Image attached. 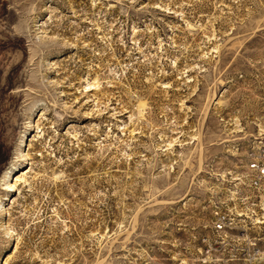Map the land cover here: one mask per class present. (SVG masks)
I'll list each match as a JSON object with an SVG mask.
<instances>
[{
	"label": "rangeland",
	"instance_id": "rangeland-1",
	"mask_svg": "<svg viewBox=\"0 0 264 264\" xmlns=\"http://www.w3.org/2000/svg\"><path fill=\"white\" fill-rule=\"evenodd\" d=\"M260 142L264 0H0V264H264Z\"/></svg>",
	"mask_w": 264,
	"mask_h": 264
},
{
	"label": "built area",
	"instance_id": "built-area-1",
	"mask_svg": "<svg viewBox=\"0 0 264 264\" xmlns=\"http://www.w3.org/2000/svg\"><path fill=\"white\" fill-rule=\"evenodd\" d=\"M247 160L246 170L241 175L245 195L236 197L237 216L229 223L237 227L241 237L245 236V227L248 224H253L260 230L262 238L252 243L248 249V255L260 259L264 256V143L260 142L257 147L252 148ZM226 218L218 215L212 223L217 232L226 230Z\"/></svg>",
	"mask_w": 264,
	"mask_h": 264
},
{
	"label": "bare ground",
	"instance_id": "bare-ground-1",
	"mask_svg": "<svg viewBox=\"0 0 264 264\" xmlns=\"http://www.w3.org/2000/svg\"><path fill=\"white\" fill-rule=\"evenodd\" d=\"M171 145H172V142L171 143H168V147L171 146ZM172 147H173V145H172ZM15 170H16V168L11 169L9 172L6 173V176L12 174ZM2 209H3V201L0 202V212L2 211ZM0 229H1V227H0ZM6 234L9 235V236L12 235V234L8 233V231H7ZM183 264H185V263H183Z\"/></svg>",
	"mask_w": 264,
	"mask_h": 264
}]
</instances>
